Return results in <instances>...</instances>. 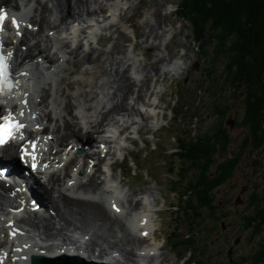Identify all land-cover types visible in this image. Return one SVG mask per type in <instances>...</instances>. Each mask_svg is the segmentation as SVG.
<instances>
[{
	"label": "rangeland",
	"instance_id": "rangeland-1",
	"mask_svg": "<svg viewBox=\"0 0 264 264\" xmlns=\"http://www.w3.org/2000/svg\"><path fill=\"white\" fill-rule=\"evenodd\" d=\"M192 8L190 0H181L180 14L188 22L184 28L193 27L196 36H201V53L196 44L187 45L186 48L194 51L188 59L192 63L189 62L187 71L175 75L181 88L184 87L181 79L186 78L183 104L188 105L184 109L176 107L179 114H184L173 130L178 135L184 131V143L188 145L184 150L187 169L181 172L182 180L186 187L194 189L186 204L182 203L183 207L186 205V212L183 211L173 224L179 241L177 248L183 250V246H187L192 260H201L203 264H236V260L242 258L243 264H253L254 259L249 256L252 252L264 254V223L260 226L262 230L257 227L262 219L261 209H264L261 206L264 202V147L257 151L252 149L249 138L243 142V119L247 123L245 91L239 80L232 81L233 64L228 66L230 53L233 54L229 49L234 46L235 37L231 33L218 32L219 29H213L208 22L199 21ZM201 29L203 34L199 33ZM109 90L110 87L104 93ZM176 97L172 94L171 103ZM196 100L200 102L192 105ZM230 120L235 122L229 126ZM190 131L193 132L191 138L186 136ZM195 146L201 149L196 153L198 156L189 153ZM237 157L233 172L223 180L221 175L229 172L225 166L227 161ZM219 176L222 181L217 185ZM176 186L183 190V184ZM255 196L260 200L258 205L254 203ZM191 264H198V261H191Z\"/></svg>",
	"mask_w": 264,
	"mask_h": 264
},
{
	"label": "trees",
	"instance_id": "trees-1",
	"mask_svg": "<svg viewBox=\"0 0 264 264\" xmlns=\"http://www.w3.org/2000/svg\"><path fill=\"white\" fill-rule=\"evenodd\" d=\"M190 3L199 21L208 22L213 29H219L218 32L225 35L231 33L235 37L232 40L235 44L229 49L233 50V54L230 53L228 66L233 64L232 81L235 83V80H239L245 91L247 123L243 119L245 133L242 138L243 142L246 138L252 140V149L259 151L264 147V0H190ZM200 32L203 34L202 29ZM218 38L222 43L226 42L220 35ZM200 150L196 146L191 147L189 153L197 155ZM206 155L204 152L203 156ZM238 158L227 161L225 166L229 168V172L221 175L223 180L233 172ZM221 177L217 183L222 181ZM253 199L256 205L260 203L258 197ZM262 205L264 206L263 201ZM261 214L262 219L257 227L262 230L260 226L264 223V209H261ZM253 259V264H264L263 253L259 254L257 251Z\"/></svg>",
	"mask_w": 264,
	"mask_h": 264
},
{
	"label": "bare ground",
	"instance_id": "bare-ground-1",
	"mask_svg": "<svg viewBox=\"0 0 264 264\" xmlns=\"http://www.w3.org/2000/svg\"><path fill=\"white\" fill-rule=\"evenodd\" d=\"M81 0H61L60 5L64 6L67 5L71 8H78L79 12H90V1L89 0H82V8L79 7V2ZM165 17L162 16L161 23L164 22ZM60 25V24H58ZM109 54L111 51H108ZM91 57L88 56V59ZM112 56L109 59H106V66L103 70V75L108 74L109 78H111L110 81H107L105 84L109 83L112 84L111 90L104 93L103 97H100L101 100L97 101V104L95 105L94 111L96 112L97 117H102L106 120V122L114 119L113 113L117 111L118 108L120 109H127L128 111H131L133 109V106L127 104L126 100H124L125 96L128 95V92L130 90V87L132 85L133 79L130 75H127L125 70L126 67L121 63L117 62V58ZM161 57H156L154 63H153V69L155 72H159L161 76H165L168 72L163 69V67L160 65L161 63ZM181 67L187 65L186 61H183L180 63ZM174 68H179V66H173ZM104 84V85H105ZM114 122V121H113ZM89 189H95L98 187L95 183H90L87 186ZM97 200V201H96ZM73 205H70L69 208H71L75 213L76 211L80 212V220L81 224H83V228H91L92 221L96 219H103L100 215H106L107 211L105 209V206L103 204V201L101 199H95L94 202L88 203L83 202L82 200H74L72 201ZM76 208V211H75ZM64 213L66 214V211L64 210ZM78 214V213H77ZM117 226L121 229V224L119 221L115 222ZM97 229H100L102 233H112V230L109 228H103V226H97ZM123 244V242H122ZM117 251L122 254L123 256H126L123 249L115 245Z\"/></svg>",
	"mask_w": 264,
	"mask_h": 264
},
{
	"label": "snow or ice",
	"instance_id": "snow-or-ice-1",
	"mask_svg": "<svg viewBox=\"0 0 264 264\" xmlns=\"http://www.w3.org/2000/svg\"><path fill=\"white\" fill-rule=\"evenodd\" d=\"M7 19V15L3 12V10H0V33H3L5 30V21ZM12 26L16 29V36H21L22 33L20 32V22L17 21L15 17L12 18ZM28 27H31V25H28ZM12 55L11 52H8L7 55H4L0 53V94H2L6 89H11L12 84L9 82V68L10 65L7 62L8 57ZM23 75V73H21ZM20 115H23V112L20 113ZM3 120V123H0V146L5 145L10 139H13V131H19L21 128L24 127L22 123L19 122H13V117L11 113L9 115L4 116L0 118ZM31 152L27 150V147H22L21 152L22 156L21 159L24 158V156H31V159L33 161L32 163V169L36 170L37 164H36V155L35 152L37 150V144L35 142H31ZM103 147V145H101ZM3 175V172H0V176ZM112 207L119 212L120 209L116 208L115 204L112 205ZM14 235V232L11 233ZM142 235H147L146 232L142 233ZM20 249H17L19 251Z\"/></svg>",
	"mask_w": 264,
	"mask_h": 264
}]
</instances>
